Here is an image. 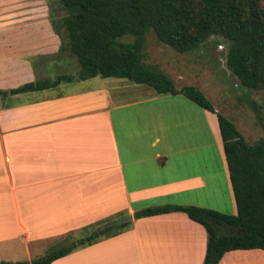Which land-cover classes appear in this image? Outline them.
<instances>
[{"label": "crops", "instance_id": "crops-1", "mask_svg": "<svg viewBox=\"0 0 264 264\" xmlns=\"http://www.w3.org/2000/svg\"><path fill=\"white\" fill-rule=\"evenodd\" d=\"M40 8L0 0V92L77 72ZM106 81L0 95V245L18 238L24 251L18 260L6 246L0 263L30 262L69 233L146 208L236 215L216 114L182 95ZM129 223L51 264H203L206 231L185 214ZM218 264H264V250L227 252Z\"/></svg>", "mask_w": 264, "mask_h": 264}, {"label": "trees", "instance_id": "trees-1", "mask_svg": "<svg viewBox=\"0 0 264 264\" xmlns=\"http://www.w3.org/2000/svg\"><path fill=\"white\" fill-rule=\"evenodd\" d=\"M58 2L67 14L61 19L51 18V23L62 38L60 50L68 52L77 61L76 74L27 84L10 92H0V95L40 91L62 82L85 81L100 76L143 85L157 95H182L216 114L236 215L195 206L165 205L140 210L133 217L185 214L206 231L203 264H218L225 253L235 250H264V137L249 144L229 118L215 111L198 87L177 88L168 74L147 62L144 51L149 33H153L159 43L181 54L199 49L212 36H220L229 42L226 56L229 71L245 88L264 90L262 0ZM125 36L133 40L121 41ZM105 222L83 227L76 238L53 247L30 262L1 264H51L75 250L116 236L130 226L128 222L105 228Z\"/></svg>", "mask_w": 264, "mask_h": 264}, {"label": "rangeland", "instance_id": "rangeland-1", "mask_svg": "<svg viewBox=\"0 0 264 264\" xmlns=\"http://www.w3.org/2000/svg\"><path fill=\"white\" fill-rule=\"evenodd\" d=\"M39 7L47 8H40L39 14L47 13L50 20L61 19L67 14L58 0H39ZM261 7L264 9V0L261 2ZM132 40L130 36L121 39L124 42ZM228 49L229 42L220 36L210 37L199 49L186 54L178 53L159 43L153 33L147 35L144 44L148 63L160 68L176 80L174 81L176 87L195 86L202 90L215 111L229 118L249 144H255L264 137V90H252L242 86L227 68ZM121 80L107 78L106 83H111L115 87ZM144 89L153 92L148 87ZM78 232L79 230L74 231L55 240L56 247L76 238ZM14 242V245L12 243L0 245V256L5 258L10 252L9 248H12L15 250V258L24 259L23 244L18 238ZM6 246L9 248H5Z\"/></svg>", "mask_w": 264, "mask_h": 264}, {"label": "water", "instance_id": "water-1", "mask_svg": "<svg viewBox=\"0 0 264 264\" xmlns=\"http://www.w3.org/2000/svg\"><path fill=\"white\" fill-rule=\"evenodd\" d=\"M132 219H133V217L131 215H128V216H125V217L120 218L117 221L109 222L104 227L106 228V227H116V226H120V225H122L124 223L131 222Z\"/></svg>", "mask_w": 264, "mask_h": 264}]
</instances>
